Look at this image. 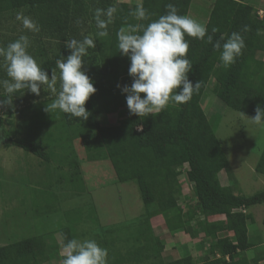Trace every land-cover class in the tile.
Returning <instances> with one entry per match:
<instances>
[{"label":"trees","instance_id":"1","mask_svg":"<svg viewBox=\"0 0 264 264\" xmlns=\"http://www.w3.org/2000/svg\"><path fill=\"white\" fill-rule=\"evenodd\" d=\"M118 0H0V24H18V14L30 17L38 27V32L25 29L29 39V50H33L34 40L39 39L44 51H30L39 65L51 75L55 71L57 83L53 92L47 86L41 88L39 96L21 90L16 93L12 105H3L0 114V131L5 138V147H17L28 154L49 162L48 153L37 146L15 136L7 134L4 110L8 118L21 113L22 108L32 102L56 99L60 89L59 69L56 60L67 57L70 50L65 41L85 37L96 42L95 48H88L84 71L94 82L97 91L90 96L85 107L90 115L87 120L72 117L56 109L60 127L67 129L70 140L97 136L105 149L119 183L136 182L144 206V215L133 224L130 231L131 251L128 262L140 264H260L264 262V251H258L259 245L253 244L249 236V223L253 222L250 209L264 204V192L252 197H244L232 187H224L219 175L229 171V161L221 141L215 133L212 122L205 114L201 101L215 81L213 93L229 109L248 117L255 116V108L264 106V19L258 11L246 3V0H213L209 20L206 24L208 34L213 36V44L220 40L223 44L233 32L244 39L245 47L235 63L225 67L220 60V50L213 44L194 37L186 36L190 47L187 58L193 67L189 79L195 84L201 81L198 93L184 104L169 103L160 113L147 117L130 115L126 96L120 85H131L132 77L128 69L130 60L120 53L118 33L122 28L129 29L137 25L146 26L167 13V5L173 4L178 14L187 15L192 0H142L119 3ZM143 7L148 18L138 20L135 11ZM102 10L101 19L107 23L108 35H98L102 31L97 27L96 11ZM108 9H114L111 17ZM1 24V25H2ZM247 28V31L244 29ZM217 31L213 32L212 30ZM27 30V31H26ZM45 40H50L45 44ZM5 41V42H4ZM42 42V43H41ZM9 41H0L4 47ZM28 51V53L30 54ZM35 54V55H34ZM0 56V80L6 79V62ZM4 64V65H3ZM9 79V78H7ZM0 95H7L2 92ZM24 95H27L24 97ZM145 94L141 93L143 97ZM5 97L0 96V101ZM116 115L119 122L115 125H103L99 116ZM57 118L49 119L48 125ZM12 123H10L11 125ZM187 167L186 177L195 193V203L189 206L191 216L187 218L185 209L179 205V175ZM74 182L82 181L79 163L72 165ZM256 173L264 176V151L255 168ZM79 218L83 212L75 213ZM82 213V214H81ZM70 215V227L62 230L63 244L70 239H78L73 231L76 219ZM197 214V215H196ZM167 216L166 228L170 234L185 233L191 235L199 231L209 241V250L202 259H178L165 263L161 260V251L165 248L163 239L154 235L151 221L157 216ZM87 217L79 219V225ZM223 221L210 222L212 218ZM191 224V225H189ZM226 234V236H221ZM227 234H232L229 237ZM80 239H87L80 234ZM46 238L36 237L0 248V264H45L49 255L56 250L50 248ZM107 248V241L97 242ZM255 250L252 260L246 252ZM109 253V252H108ZM65 257V256H64ZM62 258V260L64 259ZM229 258V261H228ZM108 264H114L108 255Z\"/></svg>","mask_w":264,"mask_h":264},{"label":"rangeland","instance_id":"2","mask_svg":"<svg viewBox=\"0 0 264 264\" xmlns=\"http://www.w3.org/2000/svg\"><path fill=\"white\" fill-rule=\"evenodd\" d=\"M118 1L134 3L136 0ZM246 3L258 11V15L261 12L264 15V0H246ZM212 6L213 0H192L187 16L206 25ZM1 24L2 43L3 40L13 42L26 35L21 25ZM38 40H34L33 50L28 47L27 51L43 52V49L40 51L43 45ZM49 42L44 41L45 44ZM8 44L0 48H6ZM30 55L33 56L31 52ZM261 58L264 60V54ZM3 69L6 70L5 67ZM209 86L201 105L215 128L230 165L229 171L219 175L220 183L224 187L234 188L237 194L247 198L260 194L264 192V176L256 173L255 168L264 151V128L251 124L246 115L229 109L219 101L212 91L214 79ZM0 88L3 89L2 86ZM51 103L52 100L45 99L32 102L29 107L20 109L21 113L14 118H8V108L4 110L7 134L42 146L48 153L49 162L20 148L5 147V138L0 131V248L24 239L44 236L50 248L58 250L49 255V261L45 264H62L65 256L62 230L70 227V215L67 213L72 212V219H76L73 232L79 240H85L80 239V234L96 242L106 240L114 264H140L127 261L131 251L130 231L133 230V224L144 215L136 182L117 181L97 136L70 140L67 129L60 127L58 112L45 111L46 105ZM53 118H57L54 124L48 125L47 121ZM99 118L103 125L119 122L116 115H100ZM74 163H79L81 167L83 182H74L71 178ZM186 171L187 167L184 166L179 175L178 198L188 218L191 216L189 206L195 203V193L187 180ZM74 210L78 215L79 211L83 212L80 218L85 219L87 214L90 217L79 225L80 218L74 215ZM249 212L253 218V222L249 223L250 241L260 246L258 251H264V204L251 208ZM166 218L160 215L151 221L154 235L165 242V248L160 253L163 262L169 263L180 258L183 262L188 261L191 253L187 249L191 245L193 254L200 249H205L207 253L210 244L201 232L196 231L191 235L170 234L166 228ZM222 219L212 218L210 222ZM227 235L233 237L232 234ZM179 245L182 249L178 254L176 246ZM204 255L200 254L199 259Z\"/></svg>","mask_w":264,"mask_h":264},{"label":"clouds","instance_id":"3","mask_svg":"<svg viewBox=\"0 0 264 264\" xmlns=\"http://www.w3.org/2000/svg\"><path fill=\"white\" fill-rule=\"evenodd\" d=\"M114 9H108L107 16L111 17ZM102 10L96 11L98 35L107 36V23L101 19ZM138 20L148 18L146 10L141 6L136 9ZM25 29L38 32L37 23L23 14L17 15ZM247 31V28L244 29ZM217 31L216 29L212 30ZM188 37L205 40L213 44V36L208 34L207 26L196 19L178 14L173 4L167 5V13L153 20L146 26L137 25L129 29L122 28L118 33V48L122 55L130 60L128 69L132 77L131 85H120L122 94L126 96V104L130 115L154 116L165 109L169 103L184 104L198 93L201 81L195 84L189 79L192 63L187 58L190 47ZM221 44L217 40L213 48L220 50V60L225 67L235 63L245 47L244 39L238 32H233ZM27 36H20L10 42L6 48H0V56L6 62V74L9 79L0 80V86L7 94L0 101V106L12 105L17 92L25 90L39 96L41 88L47 86L56 91L57 76L43 69L31 56ZM65 48L70 54L56 60L59 69L60 89L56 99L47 104L45 111L60 110L72 117L87 120L90 113L85 104L97 89L94 82L84 71V57L88 48H95L96 42L88 37L83 40H66ZM141 93L145 94L143 97ZM243 116H245L242 113ZM251 124L264 128V106L257 105L255 116H245ZM65 257L62 264H108V249L101 247L93 239H70L64 245Z\"/></svg>","mask_w":264,"mask_h":264},{"label":"crops","instance_id":"4","mask_svg":"<svg viewBox=\"0 0 264 264\" xmlns=\"http://www.w3.org/2000/svg\"><path fill=\"white\" fill-rule=\"evenodd\" d=\"M4 72H5V70H4ZM8 77L6 76V79H7ZM2 108H3V106H0V114L2 113L1 111H2ZM193 243V242H192ZM197 243V242H196ZM191 245V244H190ZM192 245L189 247L188 246V248L189 249H187L188 251H189V253H191L190 254V259H196V260H199V255L201 254V255H203V254H206V250L205 249H203V251L200 249V250H198V253H197V251H195V254H193V251L194 250H192ZM176 248H177V252H178V254L181 252V249H182V246H176ZM186 251V250H185ZM255 254H256V251L253 249V250H250V251H248V252H246V256H247V258L249 259V260H252L253 258H254V256H255ZM196 256V257H195ZM181 259V258H180ZM186 262V261H185ZM260 264H264V262H262V263H260Z\"/></svg>","mask_w":264,"mask_h":264},{"label":"built area","instance_id":"5","mask_svg":"<svg viewBox=\"0 0 264 264\" xmlns=\"http://www.w3.org/2000/svg\"><path fill=\"white\" fill-rule=\"evenodd\" d=\"M136 1H142V0H136ZM262 14H263V12H261V13L259 14L260 19H264V15L262 16ZM228 261H229V258H228Z\"/></svg>","mask_w":264,"mask_h":264}]
</instances>
